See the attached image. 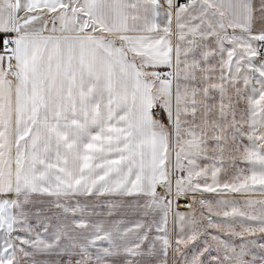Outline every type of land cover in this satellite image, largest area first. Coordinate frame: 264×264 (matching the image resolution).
<instances>
[{"label": "snow or ice", "instance_id": "snow-or-ice-1", "mask_svg": "<svg viewBox=\"0 0 264 264\" xmlns=\"http://www.w3.org/2000/svg\"><path fill=\"white\" fill-rule=\"evenodd\" d=\"M0 264H264V0H0Z\"/></svg>", "mask_w": 264, "mask_h": 264}]
</instances>
